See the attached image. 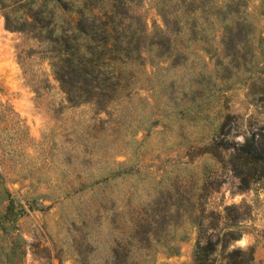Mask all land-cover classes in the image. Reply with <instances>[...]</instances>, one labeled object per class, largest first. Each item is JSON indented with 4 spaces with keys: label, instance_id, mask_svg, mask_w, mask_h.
Wrapping results in <instances>:
<instances>
[{
    "label": "rangeland",
    "instance_id": "1",
    "mask_svg": "<svg viewBox=\"0 0 264 264\" xmlns=\"http://www.w3.org/2000/svg\"><path fill=\"white\" fill-rule=\"evenodd\" d=\"M0 2V264H195L216 219L264 264V179L240 191L207 152L227 116L228 140L264 122V0H134L145 48L97 66L128 76L100 105L67 101L41 0ZM232 205L248 216L226 227Z\"/></svg>",
    "mask_w": 264,
    "mask_h": 264
},
{
    "label": "trees",
    "instance_id": "2",
    "mask_svg": "<svg viewBox=\"0 0 264 264\" xmlns=\"http://www.w3.org/2000/svg\"><path fill=\"white\" fill-rule=\"evenodd\" d=\"M133 4L134 0H81L74 6L67 0H41L37 10L31 14L30 18L36 25L33 31L37 29L38 33L35 38L46 42L53 75L69 103L93 101L98 105L104 104L122 87L121 82L128 79L124 70H119L116 75L101 77L95 71L99 64L105 65L109 61L127 66L136 59L134 54L139 57L140 51L145 48L142 30L137 34L136 18L129 16L134 9ZM58 11L68 12L70 16H62ZM70 13L77 18L73 19ZM159 13L165 25L169 14L165 8ZM172 20L176 19L172 17ZM9 21V17L5 16V27L13 29ZM27 26L30 28V22L25 19L18 30L29 31ZM158 30L162 33L160 28ZM230 119V116L226 117L220 134L212 140L207 152L220 162L226 158L227 166L238 180V190L247 191L264 179V122L236 141L226 138L230 127L224 132L225 127L230 125ZM223 153H227L225 157ZM243 208L239 211L241 208L238 206L226 207L224 225L234 226L244 220L248 216V207ZM213 215H210L212 221ZM216 221L212 222L211 233L206 236L200 226L194 251L195 264H216L219 253L223 264H252L251 248L247 251L240 248L225 251L231 241L238 240V235L231 230L222 231Z\"/></svg>",
    "mask_w": 264,
    "mask_h": 264
}]
</instances>
